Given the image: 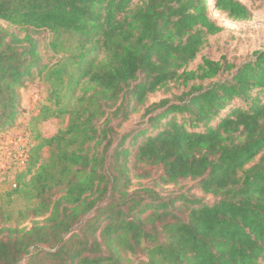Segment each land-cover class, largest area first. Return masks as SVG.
Segmentation results:
<instances>
[{
  "label": "trees",
  "instance_id": "trees-1",
  "mask_svg": "<svg viewBox=\"0 0 264 264\" xmlns=\"http://www.w3.org/2000/svg\"><path fill=\"white\" fill-rule=\"evenodd\" d=\"M211 1L251 19L240 0ZM210 3L0 0V20L48 30L59 56L46 64L32 33L0 27V132L23 113L20 88L35 70L47 84L36 119L68 120L37 135L29 171L43 148L50 155L25 185L37 204L20 211L34 219L0 228V264H264V48L188 70L223 30ZM141 108L143 122L121 132Z\"/></svg>",
  "mask_w": 264,
  "mask_h": 264
},
{
  "label": "rangeland",
  "instance_id": "rangeland-1",
  "mask_svg": "<svg viewBox=\"0 0 264 264\" xmlns=\"http://www.w3.org/2000/svg\"><path fill=\"white\" fill-rule=\"evenodd\" d=\"M250 9L252 16L249 20H233L228 18L227 14L216 10L211 0H208L209 14L223 30L218 34L212 35L208 43L198 54L197 58L188 65V70L197 69L202 63L203 57L213 60L226 58L230 62L239 65L250 59L253 52L264 48V0H240ZM142 0H134V4ZM133 4V5H134ZM0 27H9L12 31L19 33L21 37L26 33H32L39 40V51L42 55V61L46 64L54 63L58 59L49 47L50 32L45 29L34 31L24 26L12 25L0 20ZM195 81H191L189 86L180 82H172L169 89H161L148 98L147 104L159 101L165 97L179 95ZM200 83L201 81H196ZM209 81L203 82L207 84ZM21 106L23 113L17 119L16 123L9 130L0 132V228L4 226H26L32 225L33 217L25 214L28 208L37 204V199L30 198L25 191V185L30 181L40 164L46 162L50 155L48 147L43 148L39 155V163L29 171L28 162L31 155L32 146L37 142V135H53L59 128L67 125V119L49 118L45 121L36 119L42 103L47 97V84L42 76L35 70L34 75L26 80L24 86L20 88ZM144 108L133 114L132 118L123 126L121 132L133 129L143 122L142 114ZM28 151L29 158L26 163L23 162V152ZM257 160V159H256ZM143 168V167H142ZM143 169L149 170L151 176H157L161 172L160 167L144 166ZM140 172H143L140 168ZM135 187L139 182L148 183L149 178L134 179ZM193 182L188 180L181 181L176 185L166 186L162 192L168 194L178 190H183ZM196 195H201L197 189L192 191ZM212 199L207 197V200ZM20 211L25 212L20 213Z\"/></svg>",
  "mask_w": 264,
  "mask_h": 264
},
{
  "label": "built area",
  "instance_id": "built-area-1",
  "mask_svg": "<svg viewBox=\"0 0 264 264\" xmlns=\"http://www.w3.org/2000/svg\"><path fill=\"white\" fill-rule=\"evenodd\" d=\"M28 158H29V154H28V151L24 150L23 152V162L26 163L28 161Z\"/></svg>",
  "mask_w": 264,
  "mask_h": 264
}]
</instances>
